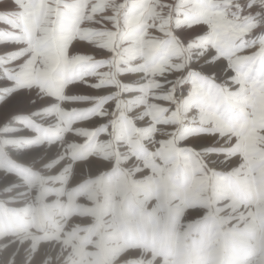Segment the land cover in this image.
<instances>
[{
    "label": "rangeland",
    "instance_id": "1",
    "mask_svg": "<svg viewBox=\"0 0 264 264\" xmlns=\"http://www.w3.org/2000/svg\"><path fill=\"white\" fill-rule=\"evenodd\" d=\"M65 2L40 41L29 29L33 60L16 77L35 101L46 143L33 149L36 171L19 170L28 193L0 192V264L230 259V246L215 243L226 222L250 208L264 224V86L226 97L197 75L192 107L200 111L174 105L169 82L200 53L165 27L205 20L218 28L215 0L204 7L194 0L187 10L165 6L173 0ZM134 11L141 18L131 24ZM84 27L94 29L99 45L72 46L87 40H72ZM216 44L221 54L232 52L219 37ZM192 133L207 139L186 143ZM200 145L207 151L197 152Z\"/></svg>",
    "mask_w": 264,
    "mask_h": 264
},
{
    "label": "snow or ice",
    "instance_id": "2",
    "mask_svg": "<svg viewBox=\"0 0 264 264\" xmlns=\"http://www.w3.org/2000/svg\"><path fill=\"white\" fill-rule=\"evenodd\" d=\"M45 2L0 0V165H3L0 166V192L16 191L21 196L28 193V185L23 183L19 170L36 171L33 164L38 156L33 149L42 147L46 141L41 142L44 127L36 120L39 110L32 111L30 107L35 101L27 95V89L17 86L16 77L33 60L34 52L27 39L29 22L33 9L37 4L43 9ZM50 2L47 0L49 7ZM132 2L136 5L138 0ZM192 3L193 0H188L187 4L177 0L165 6L187 10ZM208 4L209 0H203L201 6ZM211 10L223 15V23L218 28L205 20L170 28L185 47L194 45L200 53L199 57L194 55L196 62L190 60L186 67L178 69L180 80L169 82L172 103L188 106L189 112L200 111L192 107L199 97L197 75L205 77L226 97L246 94L249 84L264 86V0H215ZM173 15L178 20L183 13L177 11ZM217 37L221 45L232 48L230 54H221ZM201 40L204 41L202 46L198 43ZM193 136L198 141L207 139L203 133H192L184 138L185 142L192 144ZM196 151H207V147L200 145ZM241 164L242 161H234L237 168ZM232 170L229 167L228 171ZM32 192L34 194L35 189ZM200 218L197 214V219ZM215 243L230 246L232 253L230 259L221 260L219 264H264V224L257 225L256 215L250 208L230 218Z\"/></svg>",
    "mask_w": 264,
    "mask_h": 264
},
{
    "label": "bare ground",
    "instance_id": "3",
    "mask_svg": "<svg viewBox=\"0 0 264 264\" xmlns=\"http://www.w3.org/2000/svg\"><path fill=\"white\" fill-rule=\"evenodd\" d=\"M66 0H51V2H50V5H53V8H52V10L51 11H48V10H46L45 8H43V9H41L40 8V6H39V4H37V6L33 9V17H32V19H31V21L29 22V29L30 30H33V32L35 33V34H37V37H38V40L40 41L41 40V34L42 33H44L45 32V28L46 27H44L47 23H50V24H54V21H59V19L61 18V16L59 15V10L63 7V5H65L66 4V2H65ZM122 1V0H121ZM174 1V3L175 2H177V0H173ZM46 2H47V0H46ZM182 2L184 3V4H187L188 3V0H182ZM193 2H194V0H193ZM49 5V4H48ZM48 14H51V18H48L47 17V15ZM117 14V13H116ZM116 14H114V15H112L113 17V20H115L114 19V16H116ZM214 14V13H213ZM138 15V12H133L132 13V16H131V18H129V21H127V22H129V23H131V24H136V23H139L140 21H138L140 18H141V16H137ZM215 15H217V17L218 16H221V17H223V15L221 14V13H219V12H216L215 13ZM112 20V19H111ZM112 20V26H113V28L114 27H116V24H117V21L115 20V21H113ZM130 20H132V21H130ZM154 22H160V21H154ZM176 23V24H175ZM182 23V22H181ZM162 24V23H161ZM160 23L159 24H157V25H161ZM182 24H184V23H182ZM182 24H180L178 21H169V22H167L166 23V25H165V27H168L166 30H167V33L170 31V28L173 26V25H176L177 26V28L180 26V25H182ZM130 25V24H129ZM97 30V29H96ZM169 30V31H168ZM78 34V36H74V38L72 37V40L74 39H80V41L81 40H83V39H87V40H85L84 42H73V44H72V46H77V44H86V45H91V46H94V45H99L101 42H99V38H98V34H96L95 33V31H94V29L93 28H90V27H84V28H82L81 30H79L78 32H77ZM101 36V35H100ZM151 38V37H150ZM155 38L156 37H154V38H152V44H156V45H158V46H160V44H157L156 43V41H155ZM68 39V38H67ZM73 40V41H74ZM107 40L109 41L110 39L109 38H107ZM101 41V40H100ZM104 42H105V40H103ZM107 41V42H108ZM151 41V40H150ZM110 42V41H109ZM155 45V46H156ZM69 46V45H68ZM154 46V47H155ZM88 47V46H87ZM114 48V43H113V41H111L110 42V44H109V49H113ZM191 48H193V46L191 45ZM195 48V47H194ZM29 66V65H28ZM22 73V72H21ZM6 86V85H5ZM48 232L49 233H52V230L50 229V230H48ZM38 253V252H37ZM38 256V255H37ZM41 256V255H40ZM40 256H38L39 257V259H40Z\"/></svg>",
    "mask_w": 264,
    "mask_h": 264
}]
</instances>
